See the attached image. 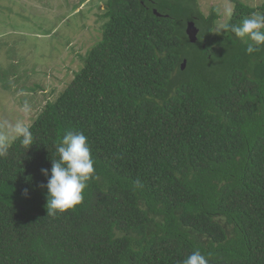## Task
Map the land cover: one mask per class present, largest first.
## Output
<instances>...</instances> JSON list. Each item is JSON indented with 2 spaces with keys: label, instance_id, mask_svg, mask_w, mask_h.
Segmentation results:
<instances>
[{
  "label": "trees",
  "instance_id": "1",
  "mask_svg": "<svg viewBox=\"0 0 264 264\" xmlns=\"http://www.w3.org/2000/svg\"><path fill=\"white\" fill-rule=\"evenodd\" d=\"M231 2L226 24L264 13V0ZM100 18L30 123L34 143L0 158V264H182L197 249L209 264H264V48L212 33L219 15L197 0H106ZM36 66L22 89L42 84ZM66 130L88 138L95 174L82 203L49 216L41 169Z\"/></svg>",
  "mask_w": 264,
  "mask_h": 264
},
{
  "label": "rangeland",
  "instance_id": "2",
  "mask_svg": "<svg viewBox=\"0 0 264 264\" xmlns=\"http://www.w3.org/2000/svg\"><path fill=\"white\" fill-rule=\"evenodd\" d=\"M105 1L0 0V78L5 82L8 74L18 78L10 90V87L2 88L3 83L0 81V130H3L5 124L17 120L30 125L44 103L54 100L65 88L79 64L70 51H76L77 48L76 52L83 54L100 39L102 25L106 20L100 18ZM239 1L251 7L262 2ZM197 5L205 16L211 9L219 15L212 33H224L225 30L219 33L218 30L226 25L231 16L228 12L232 14L234 3L231 0H197ZM80 27L86 32L85 35L79 36ZM36 64L34 68L46 71L42 84L38 79L32 83L31 77L25 86L32 85V91L22 89L24 85L20 81L28 78ZM10 81L12 84L13 78ZM25 101L31 107L27 113L22 111Z\"/></svg>",
  "mask_w": 264,
  "mask_h": 264
},
{
  "label": "clouds",
  "instance_id": "3",
  "mask_svg": "<svg viewBox=\"0 0 264 264\" xmlns=\"http://www.w3.org/2000/svg\"><path fill=\"white\" fill-rule=\"evenodd\" d=\"M228 15H231V11ZM194 26L198 29L195 24ZM221 30H230L236 37L250 40L245 49L248 55H253L264 48V13L252 14L243 18L239 24L223 25L218 33ZM30 110V105L25 101L22 111L27 113ZM17 140L25 148L34 143L31 126L21 120L15 123L9 122L3 126V130H0V158L7 155V150ZM56 153L58 158L51 159L50 170L41 169L42 174L47 178V183L41 187L47 189L46 208L49 216L63 213L82 203L87 182L95 174V161L91 155L88 138L83 132L66 130L56 146ZM136 185L142 187L139 180L136 181ZM182 264H209V262L208 258L197 249L188 255Z\"/></svg>",
  "mask_w": 264,
  "mask_h": 264
},
{
  "label": "water",
  "instance_id": "4",
  "mask_svg": "<svg viewBox=\"0 0 264 264\" xmlns=\"http://www.w3.org/2000/svg\"><path fill=\"white\" fill-rule=\"evenodd\" d=\"M186 35L191 43H194L197 38L198 29L194 26V23L188 22L186 26ZM185 65V61L182 62L181 68Z\"/></svg>",
  "mask_w": 264,
  "mask_h": 264
}]
</instances>
